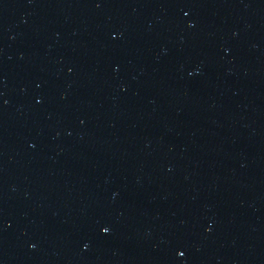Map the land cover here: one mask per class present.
Instances as JSON below:
<instances>
[{"label": "water", "instance_id": "95a60500", "mask_svg": "<svg viewBox=\"0 0 264 264\" xmlns=\"http://www.w3.org/2000/svg\"><path fill=\"white\" fill-rule=\"evenodd\" d=\"M264 45V0H0V165L127 120Z\"/></svg>", "mask_w": 264, "mask_h": 264}]
</instances>
